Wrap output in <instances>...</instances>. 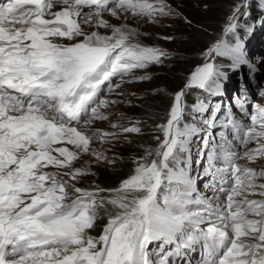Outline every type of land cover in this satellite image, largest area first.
I'll use <instances>...</instances> for the list:
<instances>
[{
    "label": "snow or ice",
    "instance_id": "obj_1",
    "mask_svg": "<svg viewBox=\"0 0 264 264\" xmlns=\"http://www.w3.org/2000/svg\"><path fill=\"white\" fill-rule=\"evenodd\" d=\"M253 3L264 12V0L237 3L222 35L201 53L204 62L173 94L166 121L157 125L163 139L156 137V148L133 161L118 187L102 188L77 187L94 173L87 161L74 162L84 154L106 160L91 148L94 141L141 128L139 122L112 124L119 133L91 127L108 118L101 108L117 102L101 93L125 77L150 79L134 73L170 55L142 44L127 21L179 13L167 0H0V264H190L185 258L197 248L200 264H264V166L237 163L264 158V106L253 105L248 126L230 110L220 121V109L207 101L224 95L228 79L217 58L233 70L256 71L238 31H251L238 18L249 17ZM191 89L206 96L188 105ZM218 121L240 146L256 147L241 153L225 132L216 133L219 143L213 139L202 173L211 177L205 187L213 194L205 196L191 175L193 163L201 164L193 145L207 148ZM101 212L107 223L94 237L89 230Z\"/></svg>",
    "mask_w": 264,
    "mask_h": 264
},
{
    "label": "rangeland",
    "instance_id": "obj_2",
    "mask_svg": "<svg viewBox=\"0 0 264 264\" xmlns=\"http://www.w3.org/2000/svg\"><path fill=\"white\" fill-rule=\"evenodd\" d=\"M240 2L241 0H167V3L179 15L157 17L155 22L139 19L127 21L131 27L137 28L142 34L139 37L142 44L165 49L170 55L164 59L162 64L149 65L146 69L136 70L134 73L135 76L148 74L150 79L137 81L133 80L132 77H125L126 82L120 83V78L117 77L113 79V85L120 83V87L115 88L114 91H109L105 86L101 93V98L117 102L109 104L107 108H101L100 110L108 118L106 120H94L91 127L119 133V128H113L112 124L127 127L139 122L137 126L141 128V132L120 133L115 139L103 143L96 140L92 143L91 148L102 152L107 159L97 161L94 156L84 154L74 162L73 166L82 167L87 161L91 172L94 173V178L99 175L98 173L108 177L127 173L129 176L134 168L133 161L142 156L146 149L156 148V137L163 139L157 125L166 121V114L172 103L173 94L183 87L187 75L197 65L204 62L201 53L222 35L227 17L231 15L233 7ZM253 7L254 3L251 10ZM251 10L250 15L252 16ZM263 13L258 7L256 8V15H262ZM246 18L240 16L238 18L239 23L243 25ZM111 22L113 24L120 23L114 18H111ZM86 30L91 31L93 29ZM99 31L104 33L105 30L100 29ZM144 33H147V35H143ZM247 34H250V38L244 44V49L247 58L256 65V71L250 73L247 66L233 70L228 66L230 63L228 60L217 58L216 63H219L221 70L227 73L229 83L228 90L224 93L226 97L211 99V101L216 102H214V105L212 102L211 105L220 109L217 113L220 121L226 122L224 113L230 110L234 119L251 126L250 116L254 114L253 105L264 106V96L260 95L261 90H264V63H261V61H264V16L259 26L258 20H254L251 31ZM164 37H171V39H164ZM63 42L68 43V41ZM242 83L245 85L246 95L244 89L241 88ZM189 93L188 91L186 102L191 105L195 102V99ZM159 95L163 96V99L157 98ZM241 104H243V109L240 107ZM208 115L210 114L205 113V116ZM186 118L189 121L192 119L191 116H186ZM83 124L84 121H81V125ZM221 131L228 135V139L232 140L235 150H239L241 153L248 148L256 147L255 142L243 147L240 146L239 142L232 138L229 129L222 128L219 121L214 130L209 129V145L207 148H205L202 141L195 142L193 145V160L200 159L201 164L195 166V163H193L192 168L194 170L191 174L198 177L196 181L197 189L205 196H212L213 193L210 188L205 187V183L211 177L202 175L204 164L207 161V152L211 149L213 139L216 143H219V136L216 133ZM125 135L127 139H125ZM260 142L264 143V139H261ZM197 147L204 148V153L198 154ZM109 160L112 163H109ZM237 163L256 168L264 166V158H258L255 163L240 159ZM91 185H99V182L92 179L90 175L81 177L80 182L76 184L77 187ZM250 198L259 199L260 197L252 196ZM103 216L106 217L101 212L95 227H97ZM103 223H107V217ZM94 228L89 230V235L98 237L100 233L94 234Z\"/></svg>",
    "mask_w": 264,
    "mask_h": 264
},
{
    "label": "trees",
    "instance_id": "obj_3",
    "mask_svg": "<svg viewBox=\"0 0 264 264\" xmlns=\"http://www.w3.org/2000/svg\"><path fill=\"white\" fill-rule=\"evenodd\" d=\"M256 8L257 6H255L254 3V7L252 8V13H253V17L256 15ZM189 95L195 99L196 97H198V93L199 90L198 89H191L189 90ZM163 96H157V98H162ZM163 99V98H162ZM99 175H96L95 178L93 177L94 174H90V177H92V179H95V181L99 182V185H101L103 188H113V187H118L119 183L121 180L127 178L128 173L127 174H122L120 176H102L100 175V173H98ZM106 220V217H101V220L98 222L97 227L94 228V234H97V232H99L101 226L104 224L103 222Z\"/></svg>",
    "mask_w": 264,
    "mask_h": 264
}]
</instances>
